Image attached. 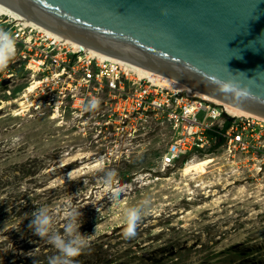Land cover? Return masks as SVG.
Segmentation results:
<instances>
[{"label":"rangeland","instance_id":"rangeland-1","mask_svg":"<svg viewBox=\"0 0 264 264\" xmlns=\"http://www.w3.org/2000/svg\"><path fill=\"white\" fill-rule=\"evenodd\" d=\"M23 86L0 92V264H48L57 249L28 225L43 207L62 231L69 206L82 213L87 243L76 264H264V173L246 154L231 162L212 148L164 165L174 136L164 114L120 131L82 128L68 113L57 125L47 111H20ZM107 171L122 192L115 202ZM145 199L126 239L122 211Z\"/></svg>","mask_w":264,"mask_h":264},{"label":"water","instance_id":"water-1","mask_svg":"<svg viewBox=\"0 0 264 264\" xmlns=\"http://www.w3.org/2000/svg\"><path fill=\"white\" fill-rule=\"evenodd\" d=\"M0 3L104 52L264 115V0Z\"/></svg>","mask_w":264,"mask_h":264},{"label":"built area","instance_id":"built-area-1","mask_svg":"<svg viewBox=\"0 0 264 264\" xmlns=\"http://www.w3.org/2000/svg\"><path fill=\"white\" fill-rule=\"evenodd\" d=\"M24 19L16 12L0 11V28L17 40L15 58L0 72V92H9L6 85L24 82L20 111L33 107L49 112L57 125L71 120L82 128L99 127L98 131L106 126L134 129L141 120L164 114L174 136L161 155L162 164H174L191 151L223 148L227 160L234 162L238 154H246L256 173H264L263 118L234 115L218 103L158 86L130 63L97 50L105 55L90 53L81 41L82 47L73 50L62 37ZM34 80L35 89L26 92ZM93 97L101 101L100 107L85 113L83 105ZM98 116L100 119L90 121Z\"/></svg>","mask_w":264,"mask_h":264},{"label":"clouds","instance_id":"clouds-1","mask_svg":"<svg viewBox=\"0 0 264 264\" xmlns=\"http://www.w3.org/2000/svg\"><path fill=\"white\" fill-rule=\"evenodd\" d=\"M16 37L9 31L0 28V72L5 71L16 55ZM227 90V89H225ZM101 101L96 98L88 99L83 105L85 113L95 112L99 109ZM102 171V169H101ZM114 171L104 173V184L108 186V196L113 202L117 201L122 192L113 185ZM147 199L133 207H126L122 211L123 236L126 239L134 238L137 228L143 218L145 210L149 206ZM82 213L79 208L69 206L65 214L63 230L57 225V217H54L50 210L37 208L28 225L33 234L40 239H46L58 251V255L52 256L48 264H76V259L87 248L86 236L80 232L79 220ZM79 225V226H78Z\"/></svg>","mask_w":264,"mask_h":264},{"label":"bare ground","instance_id":"bare-ground-1","mask_svg":"<svg viewBox=\"0 0 264 264\" xmlns=\"http://www.w3.org/2000/svg\"><path fill=\"white\" fill-rule=\"evenodd\" d=\"M0 11L4 12V13L16 12V13L21 14L25 18L24 19L25 22L32 24V25H35L37 27H40L41 29H43L47 33H52V34L56 35L57 37H62L63 38L62 41L70 43L72 45L73 50L79 49L80 47H82L81 44L84 43V44H82L84 46V49L90 50V53L95 52L99 56H103L105 54H100L97 51H100L102 53H107V52H104L103 50H101L99 48H96L94 46L95 44L91 41H87L84 39H80V38L68 35V34L44 23L43 21H40L37 18H34V17H32V16H30V15H28V14H26V13H24L18 9H15L9 5L0 3ZM78 41H81L82 43H80V42L78 43ZM95 50H97V51H95ZM111 55L115 56L117 58H120V59L130 63L131 65H133V67L136 68L137 72L140 75L147 74L148 77L152 80V82H154L158 86H166L167 88L172 89V90L182 91V93H186L187 95H191L194 98L204 99L207 101L218 103V104L222 105L226 110H229V112H231L234 115L235 114H244L247 116H257V117H261L264 119V115L255 113L254 111H252L250 109L241 107V106L234 104L230 101H226V100L220 99L218 97H215V96L205 92L204 90H201V88L195 87L192 84H190L189 82H186L185 80H183L181 78L173 76L172 74L151 71V70L145 69V68H143L137 64H134V63H132V62L120 57V56H117L114 54H111ZM36 85H37V81L34 80L33 82H31L28 85L26 92H33L32 90L35 89Z\"/></svg>","mask_w":264,"mask_h":264}]
</instances>
